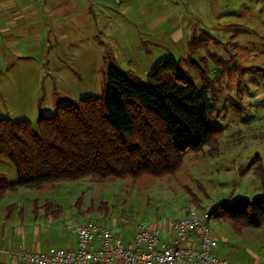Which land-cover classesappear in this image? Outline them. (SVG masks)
<instances>
[{
  "label": "rangeland",
  "instance_id": "1",
  "mask_svg": "<svg viewBox=\"0 0 264 264\" xmlns=\"http://www.w3.org/2000/svg\"><path fill=\"white\" fill-rule=\"evenodd\" d=\"M104 4L120 9L116 1ZM157 4L155 1L154 7L160 8ZM213 4L218 7L216 11L207 7L197 12L199 27L193 30L190 20L194 19L187 17L186 40H175L170 24L158 28L162 21L156 11L145 16L136 13L137 8L114 23L100 19L92 25L96 32L90 38L80 33L82 39L62 45L57 40L45 51L43 41L30 32L20 48L25 50V58L15 62L11 55L10 64L14 66L5 67L0 74V118L25 119L35 125L39 112L50 115L59 105L84 96H99L110 64L145 81L160 59L174 57L199 87L200 76L191 63L202 66L203 58L213 83L208 92L213 105L210 120L224 133L210 146L187 153L173 175L115 181L84 178L59 182L44 191L19 188L0 200V206L14 197L23 200L26 210L32 208V199L41 205L49 201L50 205L56 203L75 211L81 222L135 227L163 225L186 215L191 208L202 213L216 203L258 197L260 180L254 172L259 165L253 162L243 176L239 174L255 154L257 162L264 163V0H221ZM190 37L195 42L188 45ZM38 42L43 50H37ZM234 65L261 71L239 76ZM0 178L8 182L15 179V168L4 156L0 159ZM76 201L81 203L78 208ZM53 209L46 212L53 214ZM210 225L219 249L225 250L224 257L230 262L242 258L250 264L256 259L252 254L264 260V226L237 233L226 221L211 219Z\"/></svg>",
  "mask_w": 264,
  "mask_h": 264
},
{
  "label": "trees",
  "instance_id": "2",
  "mask_svg": "<svg viewBox=\"0 0 264 264\" xmlns=\"http://www.w3.org/2000/svg\"><path fill=\"white\" fill-rule=\"evenodd\" d=\"M201 63H191L200 76L199 87L174 57L160 59L145 81L110 64L99 96L59 105L50 115L39 112L35 125L1 117L0 159L11 162L15 179L0 178V197L20 187L41 190L84 178L115 181L175 174L187 153L210 146L224 133L210 120L213 83L207 62L202 58ZM235 67L239 76L261 71ZM257 159L255 154L239 175L256 162L261 194L216 203L209 220L226 221L237 233L263 226L264 163Z\"/></svg>",
  "mask_w": 264,
  "mask_h": 264
},
{
  "label": "crops",
  "instance_id": "3",
  "mask_svg": "<svg viewBox=\"0 0 264 264\" xmlns=\"http://www.w3.org/2000/svg\"><path fill=\"white\" fill-rule=\"evenodd\" d=\"M109 1H116L120 5V9L115 10L104 4ZM129 1H133V3L130 4ZM155 1L158 2L157 5H160V8L154 7ZM218 1L221 0H0V74L5 67L12 65L10 64L11 55L15 62L25 58V50H20V48H23L27 42L26 39L30 32L33 33L34 38L43 41L45 51L51 47V44H57V40L60 44L67 43V41L70 44L72 40L82 39L80 33H86L90 38L89 36L96 32V30H92V25L97 24L100 19L114 23L137 8L136 13L143 12L145 16L156 11L162 18H159L162 23L161 26L157 24L158 28L170 24L172 26L170 35L175 40H186L187 17L194 19L190 20L193 25L189 27L192 30L194 27H199L198 21L195 19L198 15L197 12H202L203 9L206 11L207 7H209L208 10L213 8L216 11L218 7L213 3ZM200 5L203 6L202 9L199 8ZM186 6L190 9L189 13L186 12ZM177 17L179 19H176ZM180 19H182V23ZM87 28L89 32H86ZM199 30L201 31V29ZM36 48L38 51L43 50V45L38 42ZM51 188L46 186L38 191ZM18 190L19 188L5 192L0 200L9 194L18 192ZM22 201L16 197L9 198L7 204L0 206V264H25L9 259L5 255L7 251L25 249L43 252L76 247L75 236L66 231L64 225L80 223L81 216L69 208L63 209L59 204L54 203L51 206L49 201H45L41 205L33 199L30 200L32 208L26 210ZM45 204L49 205L50 210L54 208L53 214L46 212ZM80 205L81 203L78 201L75 202V207L78 208ZM150 227L160 232V238L163 241L171 242L173 240L172 233L165 231L162 225L154 224ZM133 230L134 227H118V225L111 227L114 234H119L125 240L131 239ZM215 254L227 259L224 257L227 256L225 250L219 249V244ZM252 255L256 259L250 264H264L261 257ZM244 261L245 259L238 258L234 260V263L249 264Z\"/></svg>",
  "mask_w": 264,
  "mask_h": 264
},
{
  "label": "built area",
  "instance_id": "4",
  "mask_svg": "<svg viewBox=\"0 0 264 264\" xmlns=\"http://www.w3.org/2000/svg\"><path fill=\"white\" fill-rule=\"evenodd\" d=\"M162 227L174 236L171 242L163 241L160 232L147 224H137L130 240L101 222L65 224L64 229L76 238L75 248L43 252L18 249L5 255L25 264H235L215 254L218 241L209 210L200 213L191 208Z\"/></svg>",
  "mask_w": 264,
  "mask_h": 264
}]
</instances>
